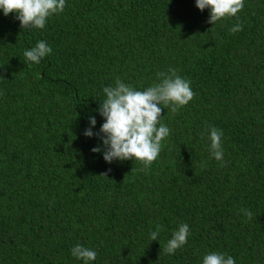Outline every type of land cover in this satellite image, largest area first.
I'll return each instance as SVG.
<instances>
[{"label": "trees", "instance_id": "obj_1", "mask_svg": "<svg viewBox=\"0 0 264 264\" xmlns=\"http://www.w3.org/2000/svg\"><path fill=\"white\" fill-rule=\"evenodd\" d=\"M243 4L211 25L195 0H66L24 30L0 9V264H84L78 243L97 253L88 264H202L210 252L264 264V0ZM40 40L52 52L26 61ZM170 68L194 98L162 110L157 159L93 153L101 141L83 132L89 116L94 133L104 122L103 88L119 77L143 90ZM206 127L223 133V162ZM180 223L187 243L166 254Z\"/></svg>", "mask_w": 264, "mask_h": 264}, {"label": "clouds", "instance_id": "obj_2", "mask_svg": "<svg viewBox=\"0 0 264 264\" xmlns=\"http://www.w3.org/2000/svg\"><path fill=\"white\" fill-rule=\"evenodd\" d=\"M65 6L66 0H0V9L4 15L14 13L22 30L43 29L48 18L53 14L62 13ZM195 6L201 11L209 9L208 22L213 25L222 18L235 17L244 4L243 0H195ZM241 30L242 25L237 23L229 32L234 34ZM51 52L52 48L40 40L34 47L25 49L23 55L26 61L39 64ZM156 81L143 90H137L117 77L114 86L103 88L105 98L100 101L96 111L104 118V122L94 133L92 128L96 125V118L89 116V127L83 135H95L99 138L101 144L91 148V151L102 153L105 162L135 158L144 168H148L157 159L162 140L170 134V129L159 121L162 110L168 107L175 113L194 98V92L190 81L178 75L176 69L157 72ZM222 135V131L216 127H206L202 133L210 142L208 147L211 156L221 162L224 161ZM107 171L101 175L107 177ZM240 211L249 219L252 217L250 210L245 208ZM160 230L161 226L157 225L156 229L150 232L151 241L158 240ZM189 232L188 224L180 223L164 245L163 252L174 254L187 243ZM71 254L84 261V264L94 261L97 257L95 250L79 243L72 247ZM202 264H235V260L225 253L210 252L203 256Z\"/></svg>", "mask_w": 264, "mask_h": 264}]
</instances>
